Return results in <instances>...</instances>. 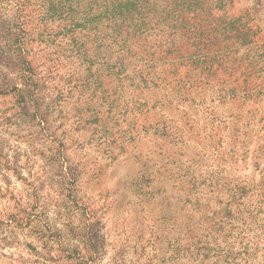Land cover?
Listing matches in <instances>:
<instances>
[{"label": "rangeland", "instance_id": "374dc122", "mask_svg": "<svg viewBox=\"0 0 264 264\" xmlns=\"http://www.w3.org/2000/svg\"><path fill=\"white\" fill-rule=\"evenodd\" d=\"M218 1L177 40L183 81L33 36L29 80L0 28V264H264V0Z\"/></svg>", "mask_w": 264, "mask_h": 264}, {"label": "trees", "instance_id": "16d2710c", "mask_svg": "<svg viewBox=\"0 0 264 264\" xmlns=\"http://www.w3.org/2000/svg\"><path fill=\"white\" fill-rule=\"evenodd\" d=\"M194 0H2L0 28L6 32L8 59L32 79L28 39L44 43L55 54L95 66L118 81L140 86L158 80L186 78L181 68L192 66L179 53L188 44V23ZM218 2H221L219 0ZM33 28L32 34L28 29ZM57 48H60L57 50ZM64 54V53H61ZM204 62V61H203ZM200 74H203L201 72ZM205 75H209V72Z\"/></svg>", "mask_w": 264, "mask_h": 264}]
</instances>
